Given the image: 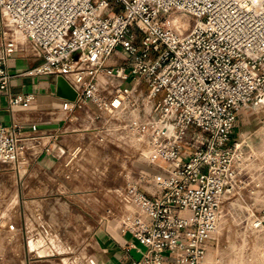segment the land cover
Instances as JSON below:
<instances>
[{
    "label": "built area",
    "instance_id": "1",
    "mask_svg": "<svg viewBox=\"0 0 264 264\" xmlns=\"http://www.w3.org/2000/svg\"><path fill=\"white\" fill-rule=\"evenodd\" d=\"M0 37V108L2 95L10 107L36 98L10 93L8 62L25 39L40 62L23 74L64 76L77 91L65 111L93 106L102 141L135 139L166 162L167 177L146 180L157 193L140 181L115 189L120 210L108 213L146 246L132 264H206L224 199L249 185L233 134L264 92V0H0ZM118 52L123 62L108 64ZM27 145L0 122V162ZM252 222L264 228V209Z\"/></svg>",
    "mask_w": 264,
    "mask_h": 264
},
{
    "label": "crops",
    "instance_id": "2",
    "mask_svg": "<svg viewBox=\"0 0 264 264\" xmlns=\"http://www.w3.org/2000/svg\"><path fill=\"white\" fill-rule=\"evenodd\" d=\"M1 44L0 37V47ZM121 53L110 58L108 64L120 63ZM39 62L30 42L21 40L8 62L14 75L10 93L14 96L34 93L36 98L10 107L8 96H1L0 122L8 127H21L28 137L27 150L21 159L14 161L12 166L13 162H0V175L11 170L8 179L12 184L17 183L20 219L19 229L13 236L16 241L12 246L16 252L12 253V264H19L14 254H19L22 244L25 264H132L144 255L146 246L131 233L118 228L116 219L108 213L109 209L116 213L120 210L114 181L99 178L92 183H77L70 178L74 171L69 175L61 172L63 167L73 166L67 159L80 153L78 149L87 141L84 132L89 128L96 130L94 140L98 144L95 150L98 155L103 154L100 152L102 142H106V146L113 142L100 139L99 128L103 122L94 120L93 106L75 112L63 109V98L52 89L57 81L55 76L23 74ZM259 101H262L260 97ZM73 140L74 143L67 144ZM66 179L72 181L67 184L69 190L77 193L91 191L90 197L77 193L74 198L68 197L64 185ZM66 222H88L93 226L91 230L84 229L85 241L75 252L52 249L43 241L57 236ZM31 238L38 241L35 248L30 247Z\"/></svg>",
    "mask_w": 264,
    "mask_h": 264
},
{
    "label": "rangeland",
    "instance_id": "3",
    "mask_svg": "<svg viewBox=\"0 0 264 264\" xmlns=\"http://www.w3.org/2000/svg\"><path fill=\"white\" fill-rule=\"evenodd\" d=\"M182 30L186 32L188 25L182 27ZM114 56L116 55L111 58ZM123 58L124 54L121 55L120 62H123ZM139 87L142 92L147 93L148 86L145 82ZM259 97L262 101H259ZM150 105L151 103L147 104V108ZM194 131L199 132L198 129ZM84 133L87 141L78 149L80 153L76 154L77 156L73 159L68 157L67 161H72L70 164L73 166L63 167L61 169L63 174L69 175L74 171V175L70 178L77 183L85 184L96 182L99 178L110 179L115 183L114 189L130 182L140 181L148 193H157L156 186L147 183L146 180L167 177L166 171L161 168L166 166V162L154 157H145L143 153L147 152V148H143V145L135 139L130 143L115 142L108 146L106 142H100L104 144L100 147V152L103 154L98 155L95 152L98 144L94 140L97 135L96 130L91 127ZM233 138L243 144V149L239 152L240 164L246 171L245 179L249 185L247 189H237L235 194L224 199L220 224L214 239L209 244L205 262L206 264H264V228H255L252 222L253 214L261 215L264 209V94L258 96L249 107L239 109ZM71 142L74 143V140L67 144ZM145 154L148 155L149 152ZM12 165L14 161L10 164ZM10 172L11 170H7L0 175V264H12V253L16 252L12 246L16 241L13 236L19 229L17 183L12 184L8 179ZM71 182L70 179H66L64 185L67 196L74 198L77 192L67 187V184H72ZM77 194L90 197L91 191ZM67 210L69 211L70 208ZM64 225L65 228L57 236L43 241L50 244L52 249L75 252L85 241L84 229L88 231L93 226L88 222H66ZM37 243L34 238L29 241L31 248H35ZM14 255L17 259L16 263L25 264L23 244L20 246L19 254Z\"/></svg>",
    "mask_w": 264,
    "mask_h": 264
},
{
    "label": "water",
    "instance_id": "4",
    "mask_svg": "<svg viewBox=\"0 0 264 264\" xmlns=\"http://www.w3.org/2000/svg\"><path fill=\"white\" fill-rule=\"evenodd\" d=\"M52 89L59 97L69 100H75L78 95L77 91L64 76L57 78L56 83L52 85Z\"/></svg>",
    "mask_w": 264,
    "mask_h": 264
},
{
    "label": "bare ground",
    "instance_id": "5",
    "mask_svg": "<svg viewBox=\"0 0 264 264\" xmlns=\"http://www.w3.org/2000/svg\"><path fill=\"white\" fill-rule=\"evenodd\" d=\"M262 94H264V92H263V93H261V95H262ZM261 95H260V96H261ZM148 151H149V150H148ZM148 151H147V152H148ZM147 152L145 151V153H147Z\"/></svg>",
    "mask_w": 264,
    "mask_h": 264
}]
</instances>
